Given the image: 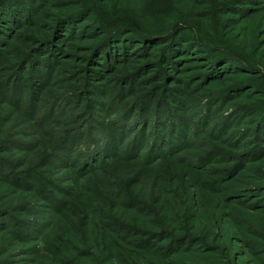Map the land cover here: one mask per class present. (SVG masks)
Instances as JSON below:
<instances>
[{"label": "rangeland", "instance_id": "374dc122", "mask_svg": "<svg viewBox=\"0 0 264 264\" xmlns=\"http://www.w3.org/2000/svg\"><path fill=\"white\" fill-rule=\"evenodd\" d=\"M0 264H264V0H0Z\"/></svg>", "mask_w": 264, "mask_h": 264}, {"label": "trees", "instance_id": "16d2710c", "mask_svg": "<svg viewBox=\"0 0 264 264\" xmlns=\"http://www.w3.org/2000/svg\"><path fill=\"white\" fill-rule=\"evenodd\" d=\"M150 35H152V34H150ZM169 35L175 36V35H179V34H175V32L172 31V32H170ZM175 39H177V36H176ZM72 144H73V143H72ZM103 163H104L105 165H110V163L102 162V163H100V164H97L96 166L94 165V166L90 167V169L87 171V173H89V172H90V173L94 172V171H95V168L98 167L99 165L103 164ZM114 163H115V162H114ZM114 163H112V164H114Z\"/></svg>", "mask_w": 264, "mask_h": 264}]
</instances>
